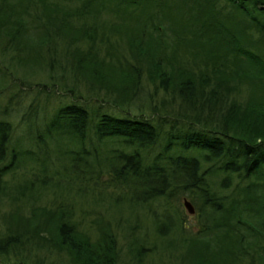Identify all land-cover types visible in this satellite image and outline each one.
Returning a JSON list of instances; mask_svg holds the SVG:
<instances>
[{
    "label": "trees",
    "instance_id": "1",
    "mask_svg": "<svg viewBox=\"0 0 264 264\" xmlns=\"http://www.w3.org/2000/svg\"><path fill=\"white\" fill-rule=\"evenodd\" d=\"M12 1L0 0V35L11 40L26 30ZM74 1L79 4L70 5L72 14L66 12L62 22L78 32L66 45L80 39L89 44L88 57L82 52L77 59L79 68L86 58L89 68L104 63L89 16L95 18L108 2L133 14L139 10L129 44L148 60L155 90L143 104L147 113L128 107L117 116L77 102L59 104L29 137L35 144L52 141L43 156L32 147H9L13 125L0 117V198L30 203L33 213L48 188L56 201L46 230L37 224L23 232L0 231V264H161V258L153 261L152 241L141 250L129 247L121 258L110 231L94 229L82 205L62 193H94L85 180L101 175L110 201L146 206L151 223L176 227L171 247L198 246L187 264H264V0L187 1L186 12L196 21L184 23L188 30L162 20L171 7L167 0H40L63 11L65 2ZM181 50L195 67L177 59ZM138 71L123 67L116 77L124 89L137 91ZM181 195L198 211L197 232L186 228Z\"/></svg>",
    "mask_w": 264,
    "mask_h": 264
},
{
    "label": "rangeland",
    "instance_id": "2",
    "mask_svg": "<svg viewBox=\"0 0 264 264\" xmlns=\"http://www.w3.org/2000/svg\"><path fill=\"white\" fill-rule=\"evenodd\" d=\"M187 1L191 0H167L171 7L168 6L165 11L167 19L162 20L170 23L175 29L188 30L185 24L188 26L189 23L191 27L196 21L190 19L186 12L188 5L184 4H187ZM38 2L40 0H13L12 7L19 17L24 18L26 30L19 31L18 39L11 40L0 35V117L10 119L13 125L9 147H32V150L38 151L39 156H43L44 151L52 147V141L35 144L32 140L29 142V137L35 138L36 128L33 127L41 128L54 108L61 103L77 102L84 104L91 111L97 108L117 116H121L122 109L128 107L132 113H137L140 108L147 113L148 108L143 104L149 101V93H154V82L157 79L148 77V60L142 59L137 50L134 51L129 44L132 26L137 25V20L142 16L137 15L139 10H136L134 15L129 9H120L119 3L108 2L105 8L101 5L100 12L95 14L96 19L89 16V20L95 25L93 44L98 48L97 55L104 59V63L89 68V60L86 58L83 67L79 68L77 59L82 57V52H86L84 55L88 57L89 44L80 39L81 42L66 45L67 39H71L68 36L77 34L78 38V32L64 29L62 22V16L66 12L72 14L71 7L74 8L79 3L65 2L62 5L65 10L63 11L58 6H48L42 2L36 6ZM175 7L180 10H174ZM153 8L147 6L146 10L154 11ZM161 14L158 13L159 16ZM181 23H185L184 28ZM23 32L29 37L24 38L21 35ZM71 48L74 54L69 53ZM177 57L184 63H192V56L182 50ZM190 65L196 66L193 63ZM123 67L133 73L139 69L140 88L136 89L137 91L124 89L126 85L119 83L116 75L120 74ZM110 91L114 93L110 95ZM244 97L248 98V95L241 94V98L245 99ZM128 98L132 101L130 104ZM30 106L33 110L27 115L26 111ZM29 124L33 132L28 128ZM53 153L49 151L48 154L52 156ZM85 182L89 189H94V193L89 191L80 196L71 189L62 190V193L82 205V213L86 215L87 223L93 220L94 229L98 226L110 231L117 240L121 258L125 257L129 247H138L137 249L141 250L139 245L143 246L144 243L147 246V241L156 245V255L152 258L153 261L161 258V264H187L195 256V250L192 249L198 248L197 245L192 244V249L170 246L171 241L176 242V227L168 222L151 223L146 206L128 203L119 205L110 201L106 197L109 190L106 176L101 175L96 181L91 178ZM53 191L48 188L41 193L36 202L38 210L35 213L32 212L30 203H13L8 198H0V231L23 232L30 227L35 228L37 224L40 227L37 225L36 229L46 230L53 222L52 214L48 212L52 207L54 209L56 204V201L51 199ZM98 193L101 196H98ZM183 197L189 200L190 198L186 195L178 198L184 223L189 231L197 232L200 225L198 211L195 208L194 213H188L183 206ZM157 231L164 234L159 237L156 235Z\"/></svg>",
    "mask_w": 264,
    "mask_h": 264
},
{
    "label": "water",
    "instance_id": "3",
    "mask_svg": "<svg viewBox=\"0 0 264 264\" xmlns=\"http://www.w3.org/2000/svg\"><path fill=\"white\" fill-rule=\"evenodd\" d=\"M183 206L187 210L188 213L192 214L194 213L195 209L190 200H188L186 197L183 198Z\"/></svg>",
    "mask_w": 264,
    "mask_h": 264
}]
</instances>
